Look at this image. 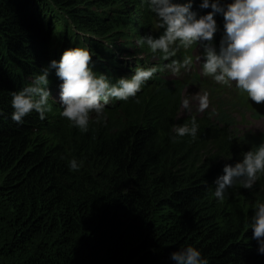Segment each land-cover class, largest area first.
<instances>
[{
  "label": "trees",
  "instance_id": "trees-1",
  "mask_svg": "<svg viewBox=\"0 0 264 264\" xmlns=\"http://www.w3.org/2000/svg\"><path fill=\"white\" fill-rule=\"evenodd\" d=\"M192 3L198 15L211 11L199 8L202 0ZM214 18L218 48L224 21ZM162 31L142 0H0V264H174L171 253L186 246L209 264H264L248 228L253 205L264 202V175L252 190L237 184L225 200L214 197L225 164L240 161L260 139L218 125L219 86L197 74L184 82L165 78L171 61L136 43ZM119 40L130 55L118 56ZM85 46L94 53L93 71L113 82L154 58L161 71L136 98L109 105L106 121L87 132L51 101L45 120L33 112L14 123L11 93L66 49ZM184 50L173 59H192V48ZM48 78L53 92L61 81L54 71ZM188 83L208 91L210 109L181 117ZM236 94L239 107L249 103ZM193 116L197 139L173 142V126ZM72 158L84 161L80 171L69 169Z\"/></svg>",
  "mask_w": 264,
  "mask_h": 264
},
{
  "label": "clouds",
  "instance_id": "clouds-1",
  "mask_svg": "<svg viewBox=\"0 0 264 264\" xmlns=\"http://www.w3.org/2000/svg\"><path fill=\"white\" fill-rule=\"evenodd\" d=\"M154 14L156 26L162 34L149 33L140 36L136 43L147 47L152 53H161L162 58L171 61L164 67L174 75L181 69L187 70L189 58L182 61L173 59L181 48L187 50L194 45L202 49L196 61L202 63L203 73L222 85L234 86L247 94L253 103H264V0H202L200 9H211L204 15L193 11L192 0L179 3L176 0H142ZM217 15L223 17V35L217 48L213 43L218 32ZM94 53L89 46L66 49L59 60H51L37 73L31 82L11 93V120L23 124L26 116L35 112L40 120H45L52 112L53 94L59 93L60 116L71 126L82 132L89 130L91 123L106 121L105 110L114 101L128 102L136 98L146 83L161 71L157 66L138 67L131 77L113 80L106 74L93 71ZM54 71L61 81L59 91L51 92L49 75ZM209 93L199 96V111L209 107ZM182 107L191 111V98L182 100ZM189 113L181 116L200 115ZM0 111V117H4ZM175 137L197 139L199 124L192 117L189 123L174 125ZM63 158V157H62ZM84 166L83 160L72 158L68 167L78 172ZM223 174L215 181L214 197L218 201L227 198L228 189L240 184L243 189L252 190L261 175H264V142L258 143L243 153L242 159L233 164H225ZM248 228L252 239L257 241V252L264 255V202L253 205ZM174 264H209L202 252L193 246L178 248L171 253Z\"/></svg>",
  "mask_w": 264,
  "mask_h": 264
},
{
  "label": "rangeland",
  "instance_id": "rangeland-1",
  "mask_svg": "<svg viewBox=\"0 0 264 264\" xmlns=\"http://www.w3.org/2000/svg\"><path fill=\"white\" fill-rule=\"evenodd\" d=\"M83 5H80V6H83ZM90 11H92V13H93L94 8L91 9ZM98 36H100V35L98 34ZM100 37L103 38V40L111 41L116 37V35H114V36L108 35V36H100ZM114 46L117 48V50L119 52L118 56L121 57L122 54L130 55L129 54L130 48H128V45H126L122 41L117 42ZM120 50H122L124 53H122ZM198 51H199V48L196 47L195 49H193L190 52V55L192 57H194V59L191 60V66L187 70L184 69L183 71H181L179 73L178 76L171 74L172 76H167V78L171 77V79L186 80L190 77L189 74L197 73L198 75H201V69L199 67L200 63L196 61V56L199 55ZM154 60L156 61L157 59H154ZM168 73H169V71H168ZM128 76H130V74H128ZM233 86H234V84H233ZM228 87H231V86L225 85L222 88V90H226ZM57 91H59V88L57 89ZM204 92H205L204 90H202L198 86L193 85L191 83H189L184 88L183 94H182V99H184L186 96H190V98H191V111H186L185 109H183V107H181V115L182 116L188 115L189 113L200 112L199 111V96L202 95ZM53 100L56 102L59 101V93L58 92H55L53 94ZM224 104L230 110L225 111V110L221 109V112L217 118L218 119L217 120L218 125L220 127H224L225 129H228L231 133L235 132L239 136H245V135H249V134L257 135L258 133H263V131H264V118L252 119L251 117L246 116L245 110H243V111L236 110V105L233 102L228 101V102H225Z\"/></svg>",
  "mask_w": 264,
  "mask_h": 264
},
{
  "label": "bare ground",
  "instance_id": "bare-ground-1",
  "mask_svg": "<svg viewBox=\"0 0 264 264\" xmlns=\"http://www.w3.org/2000/svg\"><path fill=\"white\" fill-rule=\"evenodd\" d=\"M213 120V119H212Z\"/></svg>",
  "mask_w": 264,
  "mask_h": 264
}]
</instances>
